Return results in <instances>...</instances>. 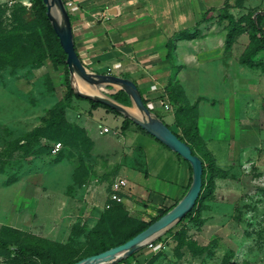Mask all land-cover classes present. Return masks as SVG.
Masks as SVG:
<instances>
[{
    "label": "rangeland",
    "instance_id": "rangeland-1",
    "mask_svg": "<svg viewBox=\"0 0 264 264\" xmlns=\"http://www.w3.org/2000/svg\"><path fill=\"white\" fill-rule=\"evenodd\" d=\"M100 2L86 3L92 23L104 21L109 30L114 22L106 8L118 5L116 15L123 20L119 24L137 23L138 35L145 37L161 30L162 45L149 47L156 51L140 46L135 52L127 48L135 31L128 30L130 36L121 35L114 43L103 37L100 49L116 56L92 69L132 79L146 105L182 137L192 116L218 168L214 191L200 212L202 222L185 218L173 223L151 237L153 245H145L128 263L264 264V68L246 61L252 41L247 19L261 14L264 29V0H162L160 5L158 0H113L103 9ZM64 3L69 11L75 0ZM29 5V0H0V238L12 249L28 245L49 250L57 264H67L88 249L90 230L102 228L114 244L126 226L149 222L173 206L185 193L191 172L175 152L180 164L169 169L164 153L168 147L143 129H121L122 114L101 117L100 124L111 129L98 134L101 126L88 119L95 108L75 97L64 117L70 126L84 130L90 147L82 136L78 147L44 137L28 150L21 147L35 126L65 100L70 83L67 66L58 61L62 53L55 36L41 21L21 24L23 8ZM220 7L240 20L229 48L227 21L217 16ZM52 13L59 17L55 8ZM123 44L127 46L118 51ZM34 56L44 59L31 62ZM251 57L264 64V49ZM74 80L113 99L120 90L110 84L93 86L77 76ZM121 103L136 109L128 96ZM55 142L61 148L52 154ZM160 145L164 167L171 170L166 175L162 170V177L145 156L154 157ZM118 177L126 181L122 203L109 200ZM118 204L123 213L119 228L108 219V211ZM0 264H15V259L0 256ZM28 264L47 261L32 257Z\"/></svg>",
    "mask_w": 264,
    "mask_h": 264
},
{
    "label": "trees",
    "instance_id": "trees-1",
    "mask_svg": "<svg viewBox=\"0 0 264 264\" xmlns=\"http://www.w3.org/2000/svg\"><path fill=\"white\" fill-rule=\"evenodd\" d=\"M30 5L26 8H23V12L20 16V22L22 25H27L30 23H33V21H41L45 24L46 29L49 30L50 33H52L55 36V39L57 40L59 44V40L57 35L55 34L52 25L50 23V20L46 14V5L43 2V0H29ZM217 16L220 20H226L227 21V34L225 39V45L226 47H230L234 34L238 30L239 21L237 20L232 13H230L227 9L220 7L217 8ZM70 15V14H69ZM262 15L257 14L256 18L249 17L247 19V22L249 24V29L251 32V48L248 52L246 61L251 67L260 66L262 69L264 68V64L262 61L254 60L251 55L261 51L264 49V29L262 28L260 22H261ZM59 48L61 50V57L59 58V62L65 63V57L66 54L62 50L60 44ZM52 59L54 60L55 57L51 55ZM31 62L39 63L44 59V56H34L31 58ZM67 66V65H66ZM141 92V91H140ZM142 94V93H141ZM78 98V99H85L88 100L93 108H97L99 106H102L116 114H120L118 111L109 108L108 106L96 102L90 98H82L78 96L70 83L67 84V94L64 101L59 102L56 104L52 110L50 111V116L46 118V120L43 122V124H39L38 126H35V128L32 130L30 137H28L27 142H23L21 145L22 148H26L27 150L30 147V144H37L41 137H44L48 140L52 141H59L62 140L67 147H78L76 144L78 142V139L80 136L83 137L86 142H88L89 147L91 146L92 142H90L89 138L82 135L84 133V130L81 128H77L76 126H70L64 117L65 109L69 106L72 98ZM113 97L116 100H119L121 102H127V95L124 91L118 90L116 93L113 94ZM143 98V96H142ZM176 99V98H175ZM144 103H146L145 99L143 98ZM181 110L185 111L184 107L180 108ZM189 123L184 127V134L186 136L182 137L178 133V137H180L182 140L188 142L192 149L193 154H197L202 162H203V173H202V188L201 192L199 194V197L196 201V204L194 208L187 213V215L179 220L178 222H181L185 218H191L194 222L200 223V212L204 205V201L207 197H209L213 191H214V173L218 170L217 166L215 165L214 157L211 153V151L206 147L205 143L201 140L198 127L196 125V122L194 121L193 117H189ZM132 123L135 124L131 119L124 116L123 122L121 124V129L125 130L128 127V124ZM139 129H142L140 126L135 124ZM80 133V135H79ZM79 142L81 140L79 139ZM26 143V144H24ZM51 149V148H50ZM189 164V163H188ZM190 167V165H189ZM191 172V167H190ZM191 182V176L189 178L188 185L185 188V191L187 190L189 184ZM118 203V202H117ZM172 207V206H171ZM171 207H168L167 209H164L160 215L168 211ZM122 207L121 205L114 206L111 210L108 211V219H113V225H116L119 228V225L122 223L119 218L122 215ZM160 215L154 217L149 222H139L137 225H128L126 226V229L120 230L119 237L120 240L116 243L112 244L107 241V237L105 235V230L102 228H94L90 230V233L92 235V239L90 241V244L88 246V249L85 251V253L80 256L77 259L69 261L67 264H72L81 258L87 257L89 255L101 252L107 248H110L112 246H115L117 244H121L124 241L128 240L144 228H146L152 221L157 219ZM181 240V239H180ZM9 242L7 239L0 238V256L2 257H11L13 255V258L15 259V264H28L30 261V258L32 257H42L47 261V264H57L55 261L54 256L51 254L49 250L46 249H39L35 248L33 246H24L20 245V247L16 249H12L9 246ZM187 245L193 246L191 242H187ZM140 251V250H138ZM136 251V252H138ZM135 252V253H136ZM135 253L131 254L130 256H133ZM130 256L121 259L119 262L111 263V264H129L128 259Z\"/></svg>",
    "mask_w": 264,
    "mask_h": 264
},
{
    "label": "water",
    "instance_id": "water-1",
    "mask_svg": "<svg viewBox=\"0 0 264 264\" xmlns=\"http://www.w3.org/2000/svg\"><path fill=\"white\" fill-rule=\"evenodd\" d=\"M43 2L46 5V14L58 37L59 44L66 54L65 63L70 74V85L75 93L82 98H90L102 103L131 119L148 134L180 155L191 167V182L187 190L168 211L123 243L81 258L72 264H111L119 262L152 242L151 237L184 218L194 208L202 188L203 162L197 154L192 153L188 142L178 137L162 118L154 114L144 103L142 94L132 79L114 74L99 73L85 66L75 47L71 19L64 0H43ZM52 8L57 10L59 17L54 16ZM76 76L93 86L102 84L118 86L135 105L137 115L131 114L124 104L112 97L83 91L74 80ZM73 81H75L74 84Z\"/></svg>",
    "mask_w": 264,
    "mask_h": 264
},
{
    "label": "crops",
    "instance_id": "crops-1",
    "mask_svg": "<svg viewBox=\"0 0 264 264\" xmlns=\"http://www.w3.org/2000/svg\"><path fill=\"white\" fill-rule=\"evenodd\" d=\"M87 1H90V0H75L74 7H72L71 10H69L72 29H73V35H74L75 47H76L78 55L80 56L82 62L85 64L86 67L90 69L101 67L102 65H104L102 64L103 62H106L107 60L112 59V57L116 56V55H112L108 49H100V47H102L105 42L103 40L104 39L103 37H105L107 41H109V38H110L112 42L114 43V41L117 39H122L123 37L130 36L131 33H127L128 30L130 32L135 31L133 38H131L132 43L129 42L131 46L130 48L127 47L128 49L134 48L133 50L135 52L138 51L137 48H139L140 46H142L143 49H147V48L151 49L149 51H156L155 47H152V48H149V47L155 46V44L157 46L159 44L162 45V38H161L162 31L161 30L155 31L145 37V36H139L140 34L138 35L139 31H138V28H136L137 23L133 24L134 25V26L132 25L133 27L131 25H129L128 27L126 26L128 29L123 24L125 21L119 24V21H123V20H121L122 16L121 17L119 16L120 17L119 18L117 17L118 15H116L117 13H120V9L118 5L115 6V8H106V11L109 14L108 17H112V20L110 21L114 22L113 25L109 26V30L108 28H106V26H104V21L101 24H97V22L92 23L89 18V14H88V10L90 9V6L86 5ZM100 1H101L100 9H103V7L107 6V3L113 0H100ZM158 2H159L158 4L160 5L162 3V0H158ZM82 19H85V20H82ZM136 19H133V22ZM106 29H107V32H106ZM110 32H113L115 34H110ZM121 35L123 36L122 38H121ZM125 46L127 45L125 44H123V46L119 45L118 47H116V49L118 51H123L122 49H124ZM165 46H167V43L165 44ZM118 51H115V54L120 55ZM131 76L133 75L131 74ZM98 108L99 107L91 110L92 112L90 113H93L92 115L88 113L89 114L88 119H90L91 122L93 121V118L96 119L97 120L96 123H98V125L101 127H98L97 131L95 132H98V134L100 135H105L109 133V130L111 128L106 124H100L99 119L103 116L108 115V113H110L114 118L118 117L119 114H116L106 108L102 111H98L99 110ZM133 125L137 127L135 124H130V126L128 125V127L125 130H129L131 127L132 132L136 133L135 128H133L134 127ZM104 127H108L109 130L107 132H104L103 131ZM84 129L87 130V127ZM129 140L131 139L129 138ZM131 144L132 146L134 145L132 142ZM141 149L143 150L142 147ZM143 152L145 154L144 150ZM164 153L171 162L169 169L172 170V165L178 166L180 164L181 160H179L178 158L179 156H177V154H175L172 150L169 149L165 151ZM145 156H146L147 163L148 164L152 163V165L154 166V170H156V173L161 175V177H162V170H164L165 175L168 174L169 171H171L168 168L164 167L165 163L162 161V146L161 145L155 151V156H154L155 158L152 156L153 159H151L152 157H147L146 154ZM123 201H124V197H123Z\"/></svg>",
    "mask_w": 264,
    "mask_h": 264
},
{
    "label": "built area",
    "instance_id": "built-area-1",
    "mask_svg": "<svg viewBox=\"0 0 264 264\" xmlns=\"http://www.w3.org/2000/svg\"><path fill=\"white\" fill-rule=\"evenodd\" d=\"M67 4H68V6H70L71 2L69 1V2H67ZM108 130H109L108 127L103 128L104 132H107ZM60 148H61V143L55 142L52 144L50 151L52 154H56L59 152ZM125 185H126V181L124 178H121V177L116 178L112 182L111 191L109 192V200L111 202H120V203L123 202V196L122 195L124 193L123 188L125 187ZM109 206H110V202L107 204V207H109ZM152 245H153V243L150 242L148 244V247H151Z\"/></svg>",
    "mask_w": 264,
    "mask_h": 264
},
{
    "label": "bare ground",
    "instance_id": "bare-ground-1",
    "mask_svg": "<svg viewBox=\"0 0 264 264\" xmlns=\"http://www.w3.org/2000/svg\"><path fill=\"white\" fill-rule=\"evenodd\" d=\"M78 86L80 87V89H82L85 92L88 93H95V90L89 87H83L81 84H78ZM130 111L131 114L133 115H137V111L134 108L128 109Z\"/></svg>",
    "mask_w": 264,
    "mask_h": 264
}]
</instances>
